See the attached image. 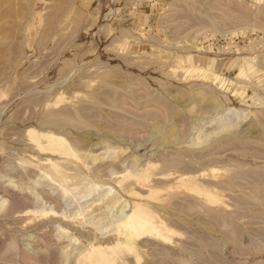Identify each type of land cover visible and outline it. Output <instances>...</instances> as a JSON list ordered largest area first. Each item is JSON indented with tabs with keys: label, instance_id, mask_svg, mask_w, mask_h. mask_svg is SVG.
Masks as SVG:
<instances>
[{
	"label": "rangeland",
	"instance_id": "374dc122",
	"mask_svg": "<svg viewBox=\"0 0 264 264\" xmlns=\"http://www.w3.org/2000/svg\"><path fill=\"white\" fill-rule=\"evenodd\" d=\"M0 264H264V0H0Z\"/></svg>",
	"mask_w": 264,
	"mask_h": 264
},
{
	"label": "bare ground",
	"instance_id": "6f19581e",
	"mask_svg": "<svg viewBox=\"0 0 264 264\" xmlns=\"http://www.w3.org/2000/svg\"><path fill=\"white\" fill-rule=\"evenodd\" d=\"M6 1V0H5ZM18 12V11H17ZM13 14H15V13H13ZM13 16V15H12ZM15 17V16H14ZM58 121V120H57ZM47 138V137H46ZM58 138V137H57ZM54 139V138H53ZM52 139V140H53ZM55 140H56V138H55ZM49 141V140H48ZM58 141V140H57ZM51 142V141H50ZM60 142V141H59ZM40 143V142H39ZM47 144H51V143H49V142H46ZM53 143H55V142H53ZM52 143V144H53ZM63 143V142H62ZM44 145V147H45V145L46 144H43ZM54 145V144H53ZM56 145V144H55ZM42 146V145H41ZM52 147V146H51ZM56 149H58L57 147H55ZM48 149H49V147H48ZM52 149V148H51ZM53 151H55L54 150V148H53V150H52V152ZM60 151H63L62 149L60 150ZM53 153H56V152H53ZM113 153V152H112ZM57 154V153H56ZM115 155V154H114ZM119 155V154H118ZM115 156H117V155H115ZM115 158H117V157H115ZM114 158V159H115ZM130 160V159H129ZM125 163V162H124ZM74 194V193H73ZM101 194V193H100ZM103 195V194H102ZM116 199V198H115ZM114 199V200H115ZM93 201H95V200H93ZM91 206V205H90ZM121 206V205H120ZM106 208V207H105ZM139 209V208H138ZM136 210H137V208H136ZM133 212V211H132ZM136 212H138V210L136 211ZM140 213H143V212H141V210L139 211ZM101 213V212H100ZM131 213V212H130ZM129 214V213H128ZM132 214V213H131ZM130 215V214H129ZM139 215V214H138ZM143 215H144V213H143ZM140 216V215H139ZM100 217V216H99ZM144 217H146V216H144ZM127 218V217H126ZM131 218H132V220H133V223H135V227H137V228H133V229H137V231H138V229H139V231L140 232H138V233H141V231L142 230H150L151 232H154V233H156V234H159V235H162L161 234V232L157 229V227L156 226H152V225H148V226H145V221L143 220V219H141V218H138L135 214H133L132 216H131ZM147 218V217H146ZM129 217H128V221H129ZM127 220V219H126ZM114 221V220H113ZM128 221H127V223L126 222H124L122 225L123 226H126L127 224H128ZM132 222V221H131ZM125 224V225H124ZM130 224V223H129ZM130 226H132L133 227V225H131L130 224ZM161 226V225H160ZM127 227V226H126ZM131 227V228H132ZM165 230V229H164ZM164 230H163V232H164ZM133 232L134 231H136V230H132ZM137 231L135 232V233H137ZM165 233H167V232H165ZM144 234V233H143ZM165 235V234H164ZM158 237V236H157ZM167 237V236H166ZM115 255V254H114Z\"/></svg>",
	"mask_w": 264,
	"mask_h": 264
}]
</instances>
